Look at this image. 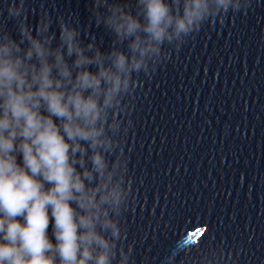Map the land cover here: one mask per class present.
<instances>
[{"label": "clouds", "instance_id": "clouds-1", "mask_svg": "<svg viewBox=\"0 0 264 264\" xmlns=\"http://www.w3.org/2000/svg\"><path fill=\"white\" fill-rule=\"evenodd\" d=\"M91 2L95 25L115 37L107 51L71 17L42 10L33 28L24 0L8 8L18 39L0 22V264H136L121 224L132 192L121 137L139 75L168 59L165 44L179 49L249 5L135 0L134 14L124 0ZM181 252L189 264H234L211 237L167 264H183Z\"/></svg>", "mask_w": 264, "mask_h": 264}]
</instances>
